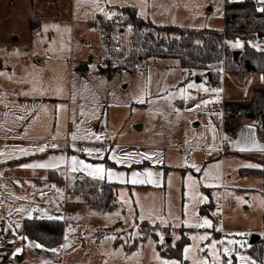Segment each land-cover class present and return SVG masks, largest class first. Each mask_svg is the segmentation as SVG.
Instances as JSON below:
<instances>
[{
	"label": "rangeland",
	"instance_id": "1",
	"mask_svg": "<svg viewBox=\"0 0 264 264\" xmlns=\"http://www.w3.org/2000/svg\"><path fill=\"white\" fill-rule=\"evenodd\" d=\"M223 2L224 0H151L150 12L147 16H142L156 25L173 24L185 29L221 30ZM124 15L125 11L118 10L114 18H123ZM77 19L74 20L72 34L69 31L71 24L65 18L64 22L58 24V39H47L45 31L47 26H51L47 23L43 27L42 36L29 45L26 31L21 29V18H18L10 26L15 28L18 36L13 57L20 60L26 55L29 58L31 49L33 52L42 49V41H53L59 53L58 66L53 72L57 78L54 95L61 99L58 106L63 104L65 118L68 110L70 111L72 130L79 131L77 125L81 123L85 133L95 139L100 136L99 140H102L105 129L118 134L114 138L116 143L126 146L128 151L125 152V147L119 151L113 148L116 152L113 162L117 165L130 164L124 163L125 154H131L129 157L132 163L142 160L143 154L149 155L151 159H146L149 163L140 166L153 173V182H145L152 186L137 187L117 183L114 189L118 206L115 210L101 212L100 216L98 213H88L91 209L87 212L76 211L80 219L77 222L72 219L68 224L65 236L68 247L64 257H57L56 261L53 257L48 262H44L42 258L40 260V256L30 245L22 243L21 231L17 227L20 217L14 212L10 213L11 202L3 199L8 213L5 211L0 215V264H160L161 260L194 264L198 259L206 260L207 264H222L223 256L226 263L231 261V264H264L263 241L262 245L249 243L253 232L234 230L225 233L224 242L222 238L214 237L199 240L194 238L206 233L187 235L186 227L182 226L188 224L189 220H199L200 204L214 202L216 208L221 190L226 195L234 194L233 207L225 215L226 220L234 222L237 228L255 224L264 212V195H249V200H245L248 196L245 187H256L263 192L259 175L249 170H237L246 163L238 157L224 160L223 170V160L217 157L216 151L219 152L222 143V116L216 109L219 107L221 93L213 92L212 89L219 88L209 87L202 75L199 77L204 81H198L195 75L199 73L187 76L174 58H150L143 68L133 72L120 67L119 61L106 62L100 57L99 18H92L96 20V24L92 26ZM130 34L131 28L123 26L121 34L112 42L110 51H128ZM81 35L87 37L85 43ZM236 42L228 41L230 48H235L233 44ZM24 49L28 51L25 53ZM79 57L88 62L85 69H76ZM12 64L11 61L10 65ZM27 71L34 81L32 84L41 82L43 73L35 72L33 65L30 64ZM49 74L48 80L54 79ZM226 74L221 72L220 88L229 90L232 96H236L238 91L242 93L248 75L244 76L243 82H239L234 73ZM17 75L28 80L25 70ZM11 78L18 77L13 72ZM190 84L193 87L190 88ZM242 85L243 88H240ZM44 91L45 88H42L43 94ZM211 96L215 99L210 100ZM137 97H142L144 102H137ZM203 101H214L215 104L207 105ZM61 111V108L57 110L59 117ZM78 115L82 116L79 121ZM65 123L64 121V131L67 127ZM135 124H141V128L136 129ZM185 151L189 152L190 158H184ZM117 160L122 162L118 163ZM141 167L135 169L140 171ZM246 172L251 174V178H245ZM160 177L163 185L158 187L155 182ZM83 187H86L85 183L81 190ZM205 197L207 199L204 203H198ZM71 200L72 197L66 199L65 195V201ZM247 204H250V211L244 217L236 215L237 210L243 212L244 205ZM141 216L144 218L141 219ZM117 221L119 224L114 225ZM81 233L84 234L83 240L79 236ZM3 235H6V241L3 240ZM182 235L192 240L183 244L181 255L164 254L177 246ZM161 236L163 243L160 242ZM213 241H219L215 246L219 255L218 262L214 261L211 249L207 247ZM185 248L192 249L187 254L188 258L185 257ZM249 248H260L261 258L258 260L254 257ZM16 249H20V252L17 253ZM225 249L229 251L225 253ZM156 256H159V260Z\"/></svg>",
	"mask_w": 264,
	"mask_h": 264
},
{
	"label": "crops",
	"instance_id": "2",
	"mask_svg": "<svg viewBox=\"0 0 264 264\" xmlns=\"http://www.w3.org/2000/svg\"><path fill=\"white\" fill-rule=\"evenodd\" d=\"M257 1L260 7L264 6V0ZM150 5L151 0H0V215L4 214L5 211L8 213L3 199H9L11 202L9 208L10 213L14 212L20 217V231L22 230L24 218L62 217L63 242L54 248H45L43 246L36 248L33 244L38 243L32 239L23 238L21 233L22 243L30 245L34 252L40 256V260L42 258L44 262H48L53 257L55 261L58 258H62L58 256L60 252L63 253L64 257L66 247H62V245L66 244L65 236L68 224L72 222V219L74 221L76 220L75 222L80 219L76 211L84 210L87 212L89 211L88 209H91L92 211L88 213H98L99 216L102 212L98 208L89 206L86 201H83L85 197L81 195L80 191L72 189L74 182L88 177L93 180L110 183L113 189L117 183L137 187L152 186L145 183L132 184L130 182L133 179L132 174L134 172L140 174L139 179L145 177L146 167L141 166L149 162L143 158L142 160H137L139 162L132 163V159L129 157L124 162L125 164L130 163L129 165H117L113 162L115 159L112 158L116 153L114 150L119 151L124 147L126 148V146L116 143L114 138L118 134L105 129L102 140H96L90 134L85 133L81 123L77 125L79 131H76V129L72 130L70 111L68 110L67 118H65L64 106L62 104L61 116L59 117L57 113L61 99L54 95L56 92L55 81L57 78L53 72L56 71L58 66V47H54L53 41L48 43L42 41V49L39 52L38 50L33 52L31 49L29 51L31 57L27 58L25 55V57L17 60L13 55L15 53L14 44L18 41V36L15 28H10V26L15 24L18 18H21V29L26 31V38H28L29 45H31L35 39L42 36L43 27L47 23H50L51 26H47V30L45 31L46 37L48 40H53L54 38L58 39V24L64 22L65 18H68L71 24L69 31L72 34L75 18H78L77 21L92 26L96 24V20L92 18L96 16L99 20L114 18L115 12L126 6L132 7L136 15L144 18L142 15L150 12ZM81 37H84L82 40L85 43L87 37L82 35ZM24 50L25 53L28 51L27 49ZM11 61L13 62L12 65H10ZM30 64L33 65L35 72L43 73L44 77L41 75L42 80L40 83L32 84L34 81H32L31 75L27 71ZM84 64L87 66L88 62L83 57H79L78 61H76V66ZM177 65L179 66V64ZM24 70L28 80L25 77L21 79L17 75H20ZM13 72L18 78H11ZM49 73H51L54 79L48 80ZM247 75L245 86L242 85L240 87L243 88L244 86L243 92L238 91L236 96H232V93L228 92L229 90H225V88L221 89L220 84L217 87L221 89L218 103L219 107L216 108L222 116L221 140L225 138L223 133L222 111L224 100L227 97H245L253 85H264V79H261V75L253 73ZM195 77H197L198 81H204L200 80L199 74L195 75ZM42 88H45L44 94L41 92ZM212 99L215 98L211 96L210 100ZM211 104H215L214 101L207 105ZM81 119L82 116L78 115L77 120L79 121ZM64 121L67 125L65 131ZM235 125V136L233 138H227L228 146L226 152L220 155L216 151L217 157L221 161L223 160V164L221 162L223 170L224 160L226 161L227 158L231 157H238L246 163L238 167L237 170H249L253 174L258 175L252 171V169L258 167H245V165L256 164L260 167V160L264 159V151L259 150L260 148H264V142L259 138V125L255 120L238 118L236 119ZM105 131L109 133L110 145L104 144L106 137L104 134ZM73 135L77 138L73 139ZM176 142L180 143V141ZM53 144L57 145V147L53 148L51 146ZM40 148H44V151H39ZM241 148L250 150L241 151ZM88 149L92 150L91 154L86 151ZM124 150L125 152L128 151L127 148ZM73 157L76 158L75 162L72 159ZM187 158H190V154ZM36 164H47L49 167H23V165ZM85 165L92 167L86 168L84 167ZM97 165H103L105 169L103 178L99 175L89 174ZM132 165H135V167ZM136 167H141L140 171L139 169H135ZM107 170H111L115 174L111 179L107 174ZM121 173L123 174L122 176L119 175ZM245 178H251V174L246 172ZM259 182L263 186V192L256 187H245L244 190L248 194L245 200H249V195H264V180L262 177H260ZM155 185L158 187L163 185L161 177L157 179ZM65 195L66 199L70 196L72 200L70 202L65 201ZM233 198H235L234 194L233 196L230 193L226 195L221 190L216 208L215 204L213 205L214 202H209L205 205L200 204L201 206H198L201 209L199 220H189L188 224H182L188 231L187 235L199 232L206 233L205 235L208 238L205 240L214 237L216 239L222 238L224 242L225 233H231L234 230H247L253 232L252 235L255 237L254 241L251 242L252 235L250 236V244L257 241H263L264 244V212L261 213V217L257 219L258 221L255 224L246 225L245 228H237L234 222L226 220L225 212L233 207ZM85 205L88 208H85ZM262 205L264 206V200ZM205 206L209 208H205ZM250 208V204L244 205L243 212L237 210L236 215L239 214L244 217L245 213L250 211ZM211 210L212 212H210ZM204 218L211 221L212 227H195L197 223H202ZM117 224H119L118 221L114 225ZM99 235H102V233H99ZM79 236L83 240L84 234L81 233ZM3 238L6 241V235H3ZM187 238L188 241L192 240L190 237ZM51 249H57V251L53 252ZM223 258L222 264H227L224 256ZM234 264L237 263L235 262Z\"/></svg>",
	"mask_w": 264,
	"mask_h": 264
},
{
	"label": "trees",
	"instance_id": "3",
	"mask_svg": "<svg viewBox=\"0 0 264 264\" xmlns=\"http://www.w3.org/2000/svg\"><path fill=\"white\" fill-rule=\"evenodd\" d=\"M120 9L125 11L123 18L98 20L100 57L106 62L119 61L120 67L133 72L143 68L150 58H174L187 76L199 73L212 88L219 87L222 71L227 73L226 76L234 73L240 82L247 74L264 77V45L255 47L249 43L258 34L264 40V12L259 11L261 8L257 0H225L221 30L185 29L173 24L156 25L136 15L130 6ZM123 26L131 28L128 51L111 52L110 46L116 36L121 34ZM234 40L240 41L242 46L230 48L228 41ZM234 51L239 52L236 58L233 56ZM222 111L224 137L235 136L237 118L251 119L259 125V138L264 142V85H253L245 97H227ZM260 162L261 166L252 171L264 180V159ZM84 183L86 187L81 190ZM72 189L79 190L89 206L104 213L117 208L115 191L110 183L84 177L74 182ZM21 233L23 238L32 239L45 248H54L63 242V221L56 218H24ZM186 241L188 238L182 235L177 246L164 254L180 256ZM253 244L262 245V241ZM248 250L258 260L261 258L260 248Z\"/></svg>",
	"mask_w": 264,
	"mask_h": 264
},
{
	"label": "snow or ice",
	"instance_id": "4",
	"mask_svg": "<svg viewBox=\"0 0 264 264\" xmlns=\"http://www.w3.org/2000/svg\"><path fill=\"white\" fill-rule=\"evenodd\" d=\"M259 11L264 12V8L259 9ZM241 46H242V45H241V43H240L239 41H237L235 44H233V47H235V48H239V47H241ZM261 79H264V77H262ZM189 87L191 88V87H193V85L190 84ZM182 91H183V90H182ZM204 91H208V89H204ZM212 91H213V92H219V91H221V89H212ZM135 99H137V102H139V103H143V102H144L143 99H142V97H137V98H135ZM210 102H211V101H203L204 104H207V103H210ZM62 107H63V106H58V109H59V108H62ZM197 107H199V105H197ZM76 138H77V137H76L75 135H73V139H76ZM96 139L99 140V139H101V137H100V136H96ZM225 139H227V138L225 137ZM51 146H52L53 148L57 147V145H55V144H53V145H51ZM240 150H241V151H248V150H250V149H247V148H241ZM259 150H260V151H264V148H260ZM21 151H23V149H21ZM39 151L43 152V151H44V148H40ZM86 151H88L89 154H91V152H92L91 149H88V150H86ZM97 151H98V150H97ZM25 154H27V153H25ZM130 155H131V154H125L124 159H128ZM112 158H113V159H116L115 157H112ZM143 158H144V159H151V157L148 156V155H146V154H143ZM72 159H73L74 162L76 161V158H75V157H73ZM117 162L120 163V162H122V161H121V160H117ZM137 162H139V161H137ZM80 163H83V162H80ZM23 167H41V168H46V167H49V165H47V164H36V165H23ZM84 167H86V168H91L92 166H90V165H85ZM193 167H195V165H193ZM245 167L256 168V167H259V165H256V164H249V165H245ZM196 170H197V171H200L199 168H196ZM104 172H105V169H104L103 165H97V166L94 168V170L91 171L89 174H90V175H99L101 178H103V173H104ZM107 174H108V176H109L110 179L115 175L111 170H107ZM119 175L122 176L123 174L121 173V174H119ZM144 175H145L146 179H139L138 177L140 176V174L134 172V173L132 174L133 179H132L130 182H131L132 184H137V183L143 184V183H145V182H147V183H152V182H153V180H152L153 173H152L151 171L146 170L145 173H144ZM205 175H207V172L205 173ZM206 199H207L206 197H205V198H202L200 201H198V203H204ZM237 199H240V198H237ZM213 215H215V213H213ZM143 218H144V217L141 216V219H143ZM49 219H53V217H49ZM56 219H62V217H56ZM17 227H19V225H17ZM195 227H198V228H201V227H212V224H211V221H209L207 218H204V219L202 220V223H197V224L195 225ZM207 238H208V237H207L206 235H204V236H199V237L194 238V239L205 240V239H207ZM111 239H115V237H111ZM160 242H161V243L164 242L162 236H161V240H160ZM217 243H219V241H213L212 244L208 245L207 247H208L209 249H211V253H210V254H211V256L213 257L214 261H217V262H218V261H219V255H218L217 252L215 251V246H216ZM229 243H232V241H229ZM33 246L36 247V248H40V247H42L41 244H36V243H34ZM62 247H68V245H67V244H64V245H62ZM51 251L55 252V251H57V249H51ZM191 251H192L191 248H185V249H184L185 257H186V258H188V255H187V254L190 253ZM201 251H202V249H201ZM224 251H225V253H227L229 250H228V249H225ZM16 252L19 253V252H20V249H16ZM156 259L159 260V256H156ZM242 259H246V258L242 257ZM160 264H177V262H176V261L161 260V261H160ZM194 264H207V261L204 260V259H198V260H195V261H194ZM227 264H231V261H228Z\"/></svg>",
	"mask_w": 264,
	"mask_h": 264
},
{
	"label": "built area",
	"instance_id": "5",
	"mask_svg": "<svg viewBox=\"0 0 264 264\" xmlns=\"http://www.w3.org/2000/svg\"><path fill=\"white\" fill-rule=\"evenodd\" d=\"M249 43L253 44L255 47H261V46L264 45V40L261 39L260 37H257L256 39L249 40ZM104 134H105V136H106L105 139H104V144H106V145H110V144H111V140H110V138H109V136H108V135H109L108 131H105ZM227 146H228V140L224 138V139L222 140L221 146H220V148H219V153H220V155H222V154H224V153L226 152V150H227ZM184 157H185V158L189 157V152L185 151V152H184ZM58 256H59V257H63V253L60 252V253L58 254Z\"/></svg>",
	"mask_w": 264,
	"mask_h": 264
},
{
	"label": "water",
	"instance_id": "6",
	"mask_svg": "<svg viewBox=\"0 0 264 264\" xmlns=\"http://www.w3.org/2000/svg\"><path fill=\"white\" fill-rule=\"evenodd\" d=\"M258 37H261V34H258ZM238 53H239L238 51H234V52H233V56H234V58L237 57ZM85 68H86V65H78V66L76 67L77 70H82V69H85ZM135 128H136V129H139V128H140V124H136V125H135ZM254 238H255L254 235H252L250 241L253 242V241H254Z\"/></svg>",
	"mask_w": 264,
	"mask_h": 264
}]
</instances>
